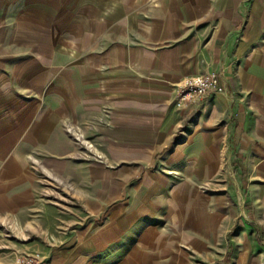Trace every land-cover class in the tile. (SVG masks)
Returning a JSON list of instances; mask_svg holds the SVG:
<instances>
[{"label": "crops", "instance_id": "0c3cea01", "mask_svg": "<svg viewBox=\"0 0 264 264\" xmlns=\"http://www.w3.org/2000/svg\"><path fill=\"white\" fill-rule=\"evenodd\" d=\"M68 2L0 0V84L16 82L23 74L19 68L32 69L24 75L28 84H47L48 77L34 81V67H65L58 44L49 61L48 38L51 26L66 18L62 9ZM105 3L110 11L95 18L104 21V58L96 65L89 61L88 76L81 74L80 62L72 64L73 133L80 140L82 120L102 118L98 144L107 160L120 163L121 191H0V264L39 242L50 264H217L228 253L226 264H239L242 252L251 262L252 239L263 245V223L254 221L253 233L239 228L230 242L239 209L234 217L211 221L209 206L194 207L190 197L191 191H204L193 181L208 179L210 146L221 145L209 140V113L253 116L254 128L264 132V0ZM72 13L80 19L79 9ZM209 73L217 74L226 91L176 107V84ZM61 78L57 84L64 73ZM197 118L201 123L193 122ZM39 193L71 196V219L61 202L41 201Z\"/></svg>", "mask_w": 264, "mask_h": 264}, {"label": "rangeland", "instance_id": "374dc122", "mask_svg": "<svg viewBox=\"0 0 264 264\" xmlns=\"http://www.w3.org/2000/svg\"><path fill=\"white\" fill-rule=\"evenodd\" d=\"M106 1L80 0L78 4L76 0L74 3L70 0L64 4L62 11L66 18L58 21V27L55 22L51 26L54 28L50 29L48 58L49 61L55 58L51 48L58 44L62 50L59 55H62L66 65L59 69L33 68L34 81L39 82V77H43L41 80L49 78V83L30 85L24 75H30L32 69L19 68L17 71L23 74L16 82L0 84V191H121L120 163L115 162L113 157L110 159V155L108 158L112 162L107 160L105 148L98 144L103 132L96 128L102 118L97 121L91 116L87 118V124L82 120L84 133L80 140L73 133L76 100L72 64L73 61L80 62L81 74L88 76L89 61L96 65L97 60L104 58L108 45L101 24L104 21L100 23L95 18L103 19L110 11ZM78 9L80 19H73L72 12L74 10L76 14ZM116 12H113V17ZM57 31L64 32L59 36L53 34ZM111 37L115 38L114 35L108 38ZM33 47L40 53L41 46L34 44ZM39 55V59H43ZM58 70L59 73L61 71L59 75L56 74ZM62 73L63 83L57 84V77L62 80ZM41 92L45 98H37ZM197 119L193 122L201 123L200 118ZM76 123L79 124L78 120ZM208 123L209 140H220L221 145L210 146L212 162L209 164L208 179L193 181L194 187L204 191H191L190 198L194 207L200 204L209 206L211 221L214 216L234 217L239 209L238 223L228 233L231 242L239 228L252 230L254 221H261L264 226V132L254 128L253 116L239 117L229 111L224 114L209 113ZM181 137L182 134H178L177 138ZM105 175L107 179L103 178ZM38 196L41 201L52 198L61 202L66 218L71 219L72 211L66 207L71 205V196L67 193L64 196L39 193ZM181 198H184L183 195ZM186 198L188 202L189 197ZM250 206L253 217H250ZM85 214L81 213L82 217ZM7 236L9 238V235H2ZM261 239L262 246L252 239L251 262L248 263L242 252L239 264H264V232H261ZM241 243L246 247L249 244L247 240ZM29 249L24 254H18L9 264L20 257L36 254L40 256L39 264H50L52 257L45 245L32 243Z\"/></svg>", "mask_w": 264, "mask_h": 264}, {"label": "built area", "instance_id": "2783aa9c", "mask_svg": "<svg viewBox=\"0 0 264 264\" xmlns=\"http://www.w3.org/2000/svg\"><path fill=\"white\" fill-rule=\"evenodd\" d=\"M226 89L218 82L215 73L186 77L176 84V107L184 109L210 93H223ZM39 254L23 256L13 264H39Z\"/></svg>", "mask_w": 264, "mask_h": 264}, {"label": "trees", "instance_id": "16d2710c", "mask_svg": "<svg viewBox=\"0 0 264 264\" xmlns=\"http://www.w3.org/2000/svg\"><path fill=\"white\" fill-rule=\"evenodd\" d=\"M229 254L230 253H228L227 255H226V261L224 260L223 262H218L217 264H226L227 262H228V258H229Z\"/></svg>", "mask_w": 264, "mask_h": 264}]
</instances>
